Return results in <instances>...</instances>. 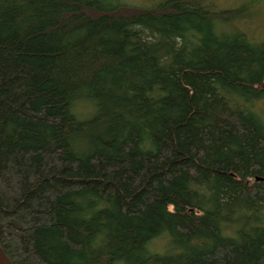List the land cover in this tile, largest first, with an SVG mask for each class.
<instances>
[{
	"label": "trees",
	"instance_id": "trees-1",
	"mask_svg": "<svg viewBox=\"0 0 264 264\" xmlns=\"http://www.w3.org/2000/svg\"><path fill=\"white\" fill-rule=\"evenodd\" d=\"M245 8L0 0L13 264H264V39Z\"/></svg>",
	"mask_w": 264,
	"mask_h": 264
},
{
	"label": "rangeland",
	"instance_id": "rangeland-1",
	"mask_svg": "<svg viewBox=\"0 0 264 264\" xmlns=\"http://www.w3.org/2000/svg\"><path fill=\"white\" fill-rule=\"evenodd\" d=\"M157 0H124V3L130 6L148 7L153 6ZM217 3L221 9H236L245 6L249 20L242 23L245 27L259 39H264V0H212ZM254 109L264 118V99L254 104ZM164 241H160L158 246L162 247Z\"/></svg>",
	"mask_w": 264,
	"mask_h": 264
},
{
	"label": "water",
	"instance_id": "water-1",
	"mask_svg": "<svg viewBox=\"0 0 264 264\" xmlns=\"http://www.w3.org/2000/svg\"><path fill=\"white\" fill-rule=\"evenodd\" d=\"M0 264H13L2 246L0 245Z\"/></svg>",
	"mask_w": 264,
	"mask_h": 264
}]
</instances>
